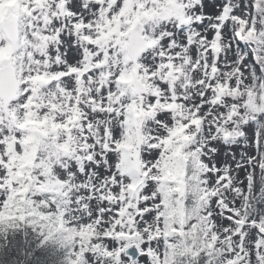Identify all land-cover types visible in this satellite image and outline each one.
Wrapping results in <instances>:
<instances>
[{
  "label": "snow or ice",
  "instance_id": "1",
  "mask_svg": "<svg viewBox=\"0 0 264 264\" xmlns=\"http://www.w3.org/2000/svg\"><path fill=\"white\" fill-rule=\"evenodd\" d=\"M0 264H264V0H0Z\"/></svg>",
  "mask_w": 264,
  "mask_h": 264
}]
</instances>
